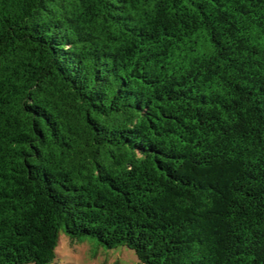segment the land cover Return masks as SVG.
Returning a JSON list of instances; mask_svg holds the SVG:
<instances>
[{
    "label": "trees",
    "instance_id": "trees-1",
    "mask_svg": "<svg viewBox=\"0 0 264 264\" xmlns=\"http://www.w3.org/2000/svg\"><path fill=\"white\" fill-rule=\"evenodd\" d=\"M63 231L264 264V0H0V264Z\"/></svg>",
    "mask_w": 264,
    "mask_h": 264
},
{
    "label": "rangeland",
    "instance_id": "rangeland-1",
    "mask_svg": "<svg viewBox=\"0 0 264 264\" xmlns=\"http://www.w3.org/2000/svg\"><path fill=\"white\" fill-rule=\"evenodd\" d=\"M34 264V263H29ZM49 264H143L136 253L126 247L113 249L98 246L96 241H71L63 231L56 247V256Z\"/></svg>",
    "mask_w": 264,
    "mask_h": 264
}]
</instances>
